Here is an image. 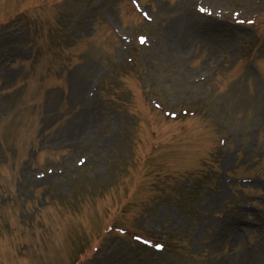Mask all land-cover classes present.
I'll list each match as a JSON object with an SVG mask.
<instances>
[{
  "label": "rangeland",
  "instance_id": "1",
  "mask_svg": "<svg viewBox=\"0 0 264 264\" xmlns=\"http://www.w3.org/2000/svg\"><path fill=\"white\" fill-rule=\"evenodd\" d=\"M0 264H264V0H0Z\"/></svg>",
  "mask_w": 264,
  "mask_h": 264
},
{
  "label": "bare ground",
  "instance_id": "2",
  "mask_svg": "<svg viewBox=\"0 0 264 264\" xmlns=\"http://www.w3.org/2000/svg\"><path fill=\"white\" fill-rule=\"evenodd\" d=\"M258 263V262H257Z\"/></svg>",
  "mask_w": 264,
  "mask_h": 264
}]
</instances>
